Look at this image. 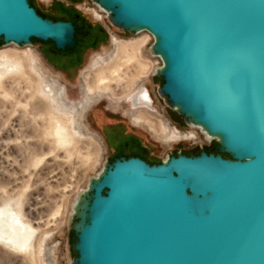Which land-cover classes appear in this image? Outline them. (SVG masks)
Listing matches in <instances>:
<instances>
[{"label":"water","instance_id":"water-1","mask_svg":"<svg viewBox=\"0 0 264 264\" xmlns=\"http://www.w3.org/2000/svg\"><path fill=\"white\" fill-rule=\"evenodd\" d=\"M147 33L157 93L216 153L106 162L70 214L72 264H264V0H91ZM77 25L0 0V42L74 50Z\"/></svg>","mask_w":264,"mask_h":264},{"label":"rangeland","instance_id":"rangeland-1","mask_svg":"<svg viewBox=\"0 0 264 264\" xmlns=\"http://www.w3.org/2000/svg\"><path fill=\"white\" fill-rule=\"evenodd\" d=\"M31 1L44 15H56L54 6L78 13L103 35L75 57L38 40L31 47L0 42V54L11 53L23 66L17 73L9 68L0 80V208L19 203L23 220L31 227L29 247L19 249L0 240V264H72V207L104 164L115 159L124 139L131 136L137 141L143 148L141 157L150 164L177 154L215 153L217 143L187 125L159 97L161 83L153 71L159 65L151 55L153 39L147 33L113 28L91 0ZM135 44L139 45L137 62H126L118 47ZM98 68L103 70L95 71ZM112 71L116 73L110 86L118 92L117 99H94L80 113L85 79L93 81L100 73L108 76ZM141 88L152 100V110L145 112L159 122V132L132 122L133 110L124 100ZM89 94L86 101L97 96ZM140 111L144 110L132 118ZM107 132H114L111 147L104 137Z\"/></svg>","mask_w":264,"mask_h":264},{"label":"bare ground","instance_id":"bare-ground-1","mask_svg":"<svg viewBox=\"0 0 264 264\" xmlns=\"http://www.w3.org/2000/svg\"><path fill=\"white\" fill-rule=\"evenodd\" d=\"M138 46H139L138 44H135L132 46H120V47H118V52L120 53V56H121V54L125 55L124 57L126 58V62H132V61L137 62L136 59H138ZM21 62H19V60L17 58H15L9 52L1 53L0 54V80L3 77V75L8 73L9 68H11L13 71L15 70L16 73L21 72L23 69V66L20 64ZM113 65H114V63H113ZM158 67H155L153 69V71H155L156 68H158ZM105 68L108 69V67H105ZM98 70H103V69L98 68L95 71H98ZM144 70L145 69H143V72H144ZM104 73H100L95 79L92 77V79H94L93 81H91V80L88 81L87 79H85L87 91L89 93L99 91V92H103V93H109L115 98L118 97V95H116L118 92H114L115 89L112 90V87L110 86V82L115 80V78H113L114 76H112V74H114L116 72L112 71L108 76L106 75L107 72H106V74H104ZM86 75H88V74H86ZM90 77H91V75H90ZM90 77H88V79ZM118 77L119 76H117V78ZM42 96H43V94H42ZM31 98H33V97H31ZM44 98L46 99L45 95H44ZM137 98H140L141 101L140 100L138 101ZM128 101L130 102L132 109H136L138 107H148L149 109L152 108V100L150 99L148 93L144 90V88H141L135 94H132L128 98ZM153 128L157 131H158V129H160L158 125L154 126ZM58 132H61V130ZM66 138H67V136H66ZM65 142L63 141V143H65ZM23 218L24 217H22V214H21V205L19 203H16V204L9 206V207L0 208V240L7 242V244L10 243L12 246L19 248V249L29 247L30 244H28V240L30 238V235H29L30 232L28 230L31 229V227H27V225H26L27 223L23 220Z\"/></svg>","mask_w":264,"mask_h":264},{"label":"trees","instance_id":"trees-1","mask_svg":"<svg viewBox=\"0 0 264 264\" xmlns=\"http://www.w3.org/2000/svg\"><path fill=\"white\" fill-rule=\"evenodd\" d=\"M31 6L43 18H47V19H50L52 21H70L73 24L77 25L76 32H75V38L77 40V44H76L74 50L69 51L70 52L68 54L69 57H75L78 54V52H80V50H82L83 48L86 47L87 44L92 43V44L95 45L96 42L99 41L102 38L103 34H102L101 30L97 29L95 26H92L86 19L81 17L78 13H74V12H72L70 10L66 11L62 7L54 6L53 7V11L55 12L56 15H53V16L44 15V14L40 13L34 7V5L32 4V1H31ZM32 41H34V40H32ZM50 44L52 45L53 49L55 50L53 44L52 43H50ZM57 52L59 53V51H57ZM64 52H66V51H64ZM64 52H60V53H64ZM129 135H131V134H129ZM124 140H123L122 145H120V146L118 145V147H117L118 151H117V154H116L115 158H119V157H126V158L139 157V158L143 159L141 157V155H140L141 154L140 152L143 151V148L140 147V145L137 143V141L132 139L131 136L129 137V139L127 141H124ZM123 148H125L126 150L135 149L136 151L135 152H130V153L129 152L125 153L123 151L119 152ZM216 149H215V153H216ZM160 163L161 162H157L155 164H160Z\"/></svg>","mask_w":264,"mask_h":264},{"label":"flooded vegetation","instance_id":"flooded-vegetation-1","mask_svg":"<svg viewBox=\"0 0 264 264\" xmlns=\"http://www.w3.org/2000/svg\"><path fill=\"white\" fill-rule=\"evenodd\" d=\"M85 82V81H84ZM138 91V90H137ZM137 91H135L133 94H135ZM94 93V92H93ZM92 93V95H94ZM95 93H97L96 95L97 96H95L94 98H92L90 101H86V99H87V96H91L90 94H89V92L87 91V89H86V83H85V86H84V95H83V101H82V103H79L80 104V107L79 108H77L78 110H80L79 112L81 113V111L82 110H86L87 108H89L90 106V104L92 103V104H94L95 102H93L94 101V99H98V98H101L102 96H103V98L104 99H109L108 101H110V99L111 100H115V99H117V98H115V97H113L111 94H109V93H103V92H99V91H96ZM149 95V94H148ZM150 97V96H149ZM151 99V98H150ZM137 100L139 101H141V99L140 98H137ZM124 101H127L128 102V106H129V108H131L132 109V107H131V104H130V102L128 101V98L126 99V100H124ZM153 105V104H152ZM152 110V108L151 109H149L148 107H138V108H136V109H132L133 111L132 112H130L131 113V119H132V122H133V124L134 125H136V126H139V125H146V127H147V129L151 132H159L160 131V129H158V131L157 130H155L153 127L154 126H159L160 127V124H159V122L158 121H155V120H153V119H151L148 115H147V113H149V111L148 110ZM139 110H144V111H140L139 113H138V115L136 116L135 115V118L133 119L132 118V115L133 114H136V112H138ZM147 113H146V112ZM80 113H79V115H80ZM149 117V118H148ZM172 130L173 131H175V132H177V130L175 129V128H172ZM115 133H117V132H115ZM114 134V132H107V133H105L104 134V137H105V140H106V142H107V145L108 146H110L111 147V145L114 143V139H113V135ZM113 139V140H112ZM117 145V144H116ZM116 145H114V147L116 146ZM210 153V152H209ZM209 153H207V154H209Z\"/></svg>","mask_w":264,"mask_h":264},{"label":"built area","instance_id":"built-area-1","mask_svg":"<svg viewBox=\"0 0 264 264\" xmlns=\"http://www.w3.org/2000/svg\"><path fill=\"white\" fill-rule=\"evenodd\" d=\"M156 63H157V65H160L161 66V62H160V60L158 58H156Z\"/></svg>","mask_w":264,"mask_h":264}]
</instances>
